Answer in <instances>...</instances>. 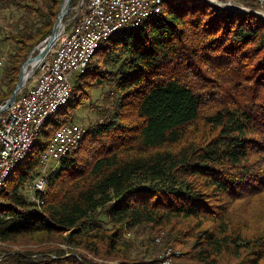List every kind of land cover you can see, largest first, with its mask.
<instances>
[{
  "label": "trees",
  "instance_id": "trees-1",
  "mask_svg": "<svg viewBox=\"0 0 264 264\" xmlns=\"http://www.w3.org/2000/svg\"><path fill=\"white\" fill-rule=\"evenodd\" d=\"M63 1L0 0L27 20L0 106ZM212 5L171 0L100 46L0 191V264H155L130 256L125 232L140 227L184 247L174 264H264V18ZM98 89L103 123L56 163L37 207L21 191Z\"/></svg>",
  "mask_w": 264,
  "mask_h": 264
},
{
  "label": "built area",
  "instance_id": "built-area-1",
  "mask_svg": "<svg viewBox=\"0 0 264 264\" xmlns=\"http://www.w3.org/2000/svg\"><path fill=\"white\" fill-rule=\"evenodd\" d=\"M264 7V0H249ZM86 3V4H85ZM85 4V5H84ZM79 20L64 30L51 50L50 57L40 62L33 85L20 93L15 103L0 113V175L14 163L19 150L29 142L36 118L46 114V107L66 96V89L75 73L76 65L86 63V51L95 40L113 36V29L137 23L147 12H156L157 0H82ZM4 56L0 52V68ZM83 126L64 125L50 142L49 151L41 158L39 169L50 161L67 156L76 130ZM44 177H37L32 185L31 201L40 207ZM167 255H171L170 252ZM170 260V259H167Z\"/></svg>",
  "mask_w": 264,
  "mask_h": 264
},
{
  "label": "rangeland",
  "instance_id": "rangeland-1",
  "mask_svg": "<svg viewBox=\"0 0 264 264\" xmlns=\"http://www.w3.org/2000/svg\"><path fill=\"white\" fill-rule=\"evenodd\" d=\"M81 2H82V0H78L76 2V5L69 8L66 16L64 17V23H65L64 30H66V27L71 26V24L76 23L79 20V18L81 17V14H82L81 8H84V5L86 4L85 3L81 7V5H80ZM243 2H244V0H234V4L240 8L246 7V9H247L248 7H250L252 9H257V11L260 10L261 12H264V7L257 6L253 2H244V3ZM23 15H24V12L22 10L20 11V10L14 9V8L6 9V8H2L0 5V52L4 56V65H3V67L0 68V89L4 88V85H5V83H4L5 82V74L7 72L8 66H9L8 65L9 55L13 52L14 48L16 47V44L13 41V36H15L16 33L23 28V26L25 25L24 22L27 21L25 18H23L24 17ZM112 38H114V36ZM111 39H109V40H111ZM105 42H107V41H105ZM41 43H39L35 48H37ZM53 48H54V46H53ZM34 50L32 51L33 56H35L38 53V50H35V52H34ZM51 50L47 54L46 58L50 57ZM29 68L30 67H28V69ZM81 74L82 73L76 72L71 77V81H72L71 83H72L73 87L75 86V82H76L77 78L79 76H81ZM36 76H37V71L34 72V75L30 78L26 87H28L32 81L34 83ZM99 97H100V89H98L97 91L94 92L92 102H87L84 106H82L78 109L76 118L72 124H78V125L84 126V128L86 129V132H87L88 128L94 127L95 125L102 124L105 117L101 113V111H105L107 108H109V105L108 104L104 105L103 101L101 100V97L100 98ZM96 100H98V101H96ZM71 104H72L71 102H68L65 107L70 106ZM96 106H99L100 108H96ZM27 160L28 159H26V161ZM56 163H57V161L52 160V161L47 163L45 168L38 169L37 170V173H38L37 177H44L45 179H47L46 176H48L49 173H51V171L55 168ZM20 168L19 169L17 168L15 171L18 172L20 170ZM33 182L34 181L30 182L21 191L28 198H30V200L34 195V190L32 188ZM5 185H6V183H5ZM165 233H166L165 229H162V228L150 229L148 227H140V228H137V229L132 230V231H126L124 238L126 240L130 241L131 245H132V249L130 251V256L132 258H135V260L137 262H140V263H146L148 261H153V262L155 261V264H158V263L159 264H169V263L174 264L178 260V258H180L179 256L182 255V252L184 251V247L168 246L167 242L165 241L166 240L165 239ZM30 247H32V246H30ZM12 248H15V250L21 249L18 246H15ZM168 252H171V255H167ZM172 254L175 255L174 257H177L178 254L179 255L177 258L174 259ZM70 255L71 254H68L67 256H70ZM167 259H170V260L167 262ZM109 263L110 264H119L118 261H112Z\"/></svg>",
  "mask_w": 264,
  "mask_h": 264
},
{
  "label": "bare ground",
  "instance_id": "bare-ground-1",
  "mask_svg": "<svg viewBox=\"0 0 264 264\" xmlns=\"http://www.w3.org/2000/svg\"><path fill=\"white\" fill-rule=\"evenodd\" d=\"M170 1L171 0H157L156 12H147V13L142 15V18H140L137 21V23H132L130 25H123V27H118L116 29H113V36H116V35H118L120 33L129 31V30H137L138 28L143 27L146 23H148L152 19L156 18L161 13L163 5L165 3H167V2H170ZM211 1H212V3L209 2V1L208 2L213 4V5H215V6H217V7H220L222 9L233 8V9H237V10L242 11V12L257 14L256 13L257 10H253L250 7H248L246 9V7H241L240 8V7L236 6L234 4V0H211ZM246 1H249V0H246ZM258 12H261V11L258 10ZM261 13L262 14L259 15V16L264 18V12H261ZM69 28H70V26L66 27V30L69 29ZM113 36H104L101 39L95 40L94 43H91V46L86 51V63H84L83 65H76L75 73L76 72L83 73L85 71V69L87 68V66L90 64L92 58H94V55H95L96 51L100 48V46L105 41H108L109 39H111ZM27 69H28V67H26L25 70H24L25 75H26ZM71 82L72 81H70L68 83V85H67L66 96H63L61 99L56 100V102H54L53 104L48 105L46 107V114L41 115V117H39V118H36V125H35V128H33L32 131H31V137H30L29 142H27L25 144L24 148L19 150V156H17L15 158L14 163L11 164L10 166H7L6 169H5V173L3 175H0V191L3 188V186L5 185V183L7 182V180L13 175L15 170L17 168H19L23 164V162L29 157L30 153L32 152V150L34 148L35 140L39 136V133H40L41 129L44 127V125L47 122H49V120L55 114H57L62 108H64L67 105V103L69 102L70 97H71V93H72V87H73ZM62 128H63V126L57 132H60V130ZM85 133H86V129L84 128V126H83V128H81V130H76L75 138H73V141L71 143L70 148L67 149V155L77 148V146L79 145V143L82 140V138L85 135ZM49 148H50V144L47 147V149L45 150V152L42 154L41 158L44 156V154L47 151H49ZM46 183L47 182H46V179H45L43 181V194L46 191ZM43 202L44 201L42 200L41 201V205L43 204ZM36 206L38 207V205H36ZM170 254H171V252H170ZM172 255H173V257L175 256L174 254H172ZM178 255H177V257H178ZM177 257H174V259L177 258ZM168 261L169 260H167V262Z\"/></svg>",
  "mask_w": 264,
  "mask_h": 264
},
{
  "label": "water",
  "instance_id": "water-1",
  "mask_svg": "<svg viewBox=\"0 0 264 264\" xmlns=\"http://www.w3.org/2000/svg\"><path fill=\"white\" fill-rule=\"evenodd\" d=\"M71 1L72 0H64L62 2L51 34L44 42H42L37 48H35V50H38V53L35 56H33V52H32L29 55L26 62L23 64L20 70L18 82L9 99L3 105L0 106V113L6 111L9 107H11L15 103L18 95L26 88L30 78L34 75L37 65L46 58L47 54L50 52V50L53 48L60 35L63 33L65 26L64 17L66 16L70 8ZM207 1L212 3L211 0H207ZM256 13L257 16L262 14L261 12L258 11ZM26 67H30V68L27 70L25 75L24 70Z\"/></svg>",
  "mask_w": 264,
  "mask_h": 264
},
{
  "label": "crops",
  "instance_id": "crops-1",
  "mask_svg": "<svg viewBox=\"0 0 264 264\" xmlns=\"http://www.w3.org/2000/svg\"><path fill=\"white\" fill-rule=\"evenodd\" d=\"M29 85H33V81H32L31 84H29Z\"/></svg>",
  "mask_w": 264,
  "mask_h": 264
}]
</instances>
